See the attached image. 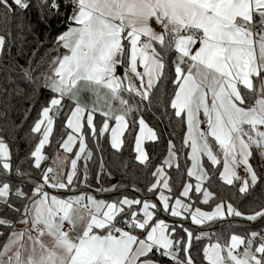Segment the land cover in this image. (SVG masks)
I'll return each mask as SVG.
<instances>
[{"label": "snow or ice", "instance_id": "snow-or-ice-1", "mask_svg": "<svg viewBox=\"0 0 264 264\" xmlns=\"http://www.w3.org/2000/svg\"><path fill=\"white\" fill-rule=\"evenodd\" d=\"M33 8L36 27L59 34L56 54L39 61L38 49L28 56L17 48L27 65L16 64L26 98L44 97L30 126V163L40 175L22 170L0 136V264H197L194 241L203 240L206 264H264V200L253 195L264 174L252 163L264 164V0H0L4 22L17 19L21 29ZM28 31L35 34L31 21ZM12 36L11 29L0 34V56ZM3 91L8 99L11 90ZM84 92L95 100L82 102ZM154 97L164 117L186 129L181 147L171 133L162 164L149 168L143 188L131 185L132 195L120 183L91 189L88 140L97 152L102 139L121 152L130 119L139 129L134 159L148 167L144 141L158 136L143 112ZM58 119L66 169L46 165ZM181 155L195 184L183 182L173 194L164 166L179 171ZM98 167V184L101 175L112 177L103 157ZM217 173L238 203L210 189ZM233 222L249 227L221 243L212 229Z\"/></svg>", "mask_w": 264, "mask_h": 264}, {"label": "trees", "instance_id": "trees-1", "mask_svg": "<svg viewBox=\"0 0 264 264\" xmlns=\"http://www.w3.org/2000/svg\"><path fill=\"white\" fill-rule=\"evenodd\" d=\"M35 3V0H33ZM39 8H33L30 12L25 14L24 27L17 28V24L20 23L19 20L13 19L11 23H5L2 16H0V34H6L8 29H11L13 36L12 39L14 43L10 50L6 49L3 56H0V113L7 111L8 115L6 118L0 116V136H3L10 149L13 152L14 160L20 163L22 170H27L32 172V175L36 178L39 177V172L35 171L31 166L30 148L32 146V134H30V126L33 124L35 118H37V112L43 103L44 97L38 96L35 98V103L30 99H27L25 94L28 92V85L26 81L22 79V73L16 67V64L27 67L25 63V58L17 55V48L22 46L23 50L28 56H31L33 49H38L36 60L39 61L40 57L45 56L48 52L50 55H55L52 49L55 47L54 37L58 35V32L49 30L45 32L43 28L36 27V22L39 16ZM31 21L35 34H31L28 31V22ZM53 27H59L61 31L66 30V26L63 23L54 22ZM63 50L61 49V52ZM48 57H45L47 60ZM46 70V69H45ZM11 76L12 82L9 83L7 77ZM10 89L11 95L8 99V93L3 91L4 89ZM18 89H23V93L17 94ZM168 91H171V85H168ZM168 101V96L163 99V104L166 105ZM5 105L8 107L5 108ZM31 106V110L27 111ZM27 112V115H26ZM146 123L149 127L157 133V141H145L144 146L146 152L150 156L148 162V167L140 165L138 161H135L134 148V135L138 132V126L135 132L132 131L131 119L129 120V129L126 130L123 137L124 143L122 146V151L117 152L111 149L110 143L107 139H102L100 141L101 151L97 152L95 150L96 145L93 141L88 140V146L94 152L93 160L89 162V181L91 184V189L97 187H108L111 184H125L128 185V193L130 195L134 194L131 185L135 184L137 187H144V184L149 179V168L155 164H162L163 157L167 152V141L170 138V134L174 133L178 139H175V146L177 148L181 147L182 142V132L186 130L182 127L178 119H166L164 117L162 106L158 104L157 98H153V107L151 111L145 110L143 112ZM18 126V127H17ZM63 131L61 127V121L58 119L54 126V136L50 138L52 146H45L46 155L49 156V160L46 162L47 166H50L51 162L54 160L55 156L59 154L57 140L60 139V133ZM103 157L106 170L112 172V177L109 179L106 175L100 176V183L98 184L95 179V172L99 171L98 162L100 158ZM186 162V155H181L179 160L180 170H176V165L165 169L166 176L169 178L173 194L178 193L182 190L183 182L193 183L192 178L187 177V167L189 166V161ZM259 157L252 161L254 167L258 173L264 174V164H260ZM78 165L82 168L83 161H79ZM126 165V167H125ZM217 167H220L218 165ZM154 170V169H152ZM210 189L222 197H231L232 202L238 203V199L233 193L235 189L232 186L224 185L222 181H219L218 173L213 178V182L210 185ZM166 194H168L166 190ZM254 196L264 200V185L258 186L254 193ZM100 198H109L107 194ZM192 202L194 201H186ZM195 206H200L202 210H209L206 206L202 204H197ZM3 209L0 208V212ZM171 223V220H168ZM249 225L246 223H236L231 224L224 223L215 226L213 231L220 230L222 235L221 243H224L231 230L235 229L238 234H244V229L248 228ZM252 228H258L259 225L253 223ZM215 241V237H213ZM208 243V240H203L202 242L194 241L195 247L192 251L193 256L197 260V264H206L202 258V246Z\"/></svg>", "mask_w": 264, "mask_h": 264}, {"label": "crops", "instance_id": "crops-1", "mask_svg": "<svg viewBox=\"0 0 264 264\" xmlns=\"http://www.w3.org/2000/svg\"><path fill=\"white\" fill-rule=\"evenodd\" d=\"M139 70L142 71V69H139ZM117 72H118V73L122 72V69L118 68V69H117ZM102 95H103V93H102ZM81 99H82V102H84V103H88V102H91L92 100H95V97H89V94H88L87 92H84V93L82 94ZM99 103H100L101 106L106 107V102H105V100L101 99V100L99 101ZM138 131H139V129H138ZM145 141H148V140H145ZM145 141H144V142H145ZM58 155H59L60 159H59L58 161H55V163H54V160H53V161L51 162L50 166L55 167V166L59 165L61 168H65V169H66V168L69 166V165L65 162V160H64V156H65L66 154L63 153V150H60ZM67 155H68V157L70 158L71 154H67ZM204 159H206V158H204ZM189 166H190V161H189ZM220 167L222 168V165H220ZM240 174L243 175V171H242V170H240ZM222 182H223V181H222ZM18 228H19V227H18ZM205 262H206V261H205Z\"/></svg>", "mask_w": 264, "mask_h": 264}, {"label": "rangeland", "instance_id": "rangeland-1", "mask_svg": "<svg viewBox=\"0 0 264 264\" xmlns=\"http://www.w3.org/2000/svg\"><path fill=\"white\" fill-rule=\"evenodd\" d=\"M166 154H167V152H166ZM70 159H71V156H70L69 160H70ZM202 159H204V158H202ZM204 160H206V159H204ZM162 162H163V161H162ZM173 166H175V164H174ZM173 166H172V167H173ZM190 166H191V161H190ZM164 168L167 169V168H169V167H168L167 165H165ZM192 180H193V183H192V184L194 185V184H195V179H194V177H192ZM165 194H166V190H165ZM17 227H22V226H21V225H17Z\"/></svg>", "mask_w": 264, "mask_h": 264}, {"label": "built area", "instance_id": "built-area-1", "mask_svg": "<svg viewBox=\"0 0 264 264\" xmlns=\"http://www.w3.org/2000/svg\"><path fill=\"white\" fill-rule=\"evenodd\" d=\"M256 28H259V25L258 24H256Z\"/></svg>", "mask_w": 264, "mask_h": 264}]
</instances>
